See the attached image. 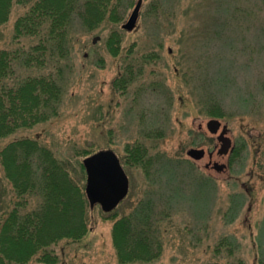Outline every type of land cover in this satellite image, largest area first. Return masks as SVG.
Masks as SVG:
<instances>
[{
    "label": "rangeland",
    "instance_id": "374dc122",
    "mask_svg": "<svg viewBox=\"0 0 264 264\" xmlns=\"http://www.w3.org/2000/svg\"><path fill=\"white\" fill-rule=\"evenodd\" d=\"M136 1H123L125 12L120 11L117 23L103 22L92 31L74 28L69 60L62 63L64 93L56 116L0 137V151L18 139L38 140L68 163L84 189L83 159L112 150L129 181L128 193L114 211L116 218L127 214L146 193L159 207L162 201L173 207L168 209L169 220L161 223L165 229L161 253L149 262L119 263L111 237V212L104 213L98 205L89 207L85 197L88 231L79 240L51 244L48 250L56 256L54 264H264V101L238 105L229 96L234 94L233 87L229 90V73L235 71H229V58L246 60V56H229V24H224L229 13L223 10L229 0L222 4L219 0H142L135 28L126 31L121 26ZM28 6V2L12 6L7 22L0 26V50H26L36 44L35 37L13 38L14 21ZM112 32L118 41L110 48ZM245 35L251 38V32ZM255 43L254 50L261 51L256 67L231 75L251 91L256 90L254 74L264 66V40ZM54 69L31 67L16 73L37 75ZM126 69L134 79L123 91L113 81ZM206 100L215 102L206 107ZM219 103L223 116L216 119L226 125L232 141L231 152L224 156L217 154V134L206 127L212 119L207 108ZM136 140L153 156L177 164L185 159L193 162L172 200L165 198L166 188L165 192L155 188L141 169L126 162L125 146ZM190 148L206 154L193 160L186 155ZM155 161L162 163L159 158ZM211 161L226 167L217 171L207 166ZM198 180L203 186L198 187ZM147 188L151 190L146 192ZM12 202V187L0 164V226ZM37 205L38 198L30 196L27 210ZM221 237L229 238L234 247L229 254L215 253ZM39 255L26 264H48L40 262Z\"/></svg>",
    "mask_w": 264,
    "mask_h": 264
},
{
    "label": "trees",
    "instance_id": "16d2710c",
    "mask_svg": "<svg viewBox=\"0 0 264 264\" xmlns=\"http://www.w3.org/2000/svg\"><path fill=\"white\" fill-rule=\"evenodd\" d=\"M123 1L0 0V26L7 22L14 4L29 3L28 10L14 21L13 38H37L36 44L26 50H0V137L56 116L64 93L62 63L69 60L74 28L92 31L103 22L117 23L120 11L125 12ZM219 1L222 4L226 0ZM226 6L223 10L229 13V20L224 23L225 26L229 24V56H246L244 62L229 58V71L252 69L261 59V51H255L253 47L257 45L255 42L264 40V0H229ZM246 32H251L249 40ZM244 36L243 45L238 47ZM115 40L118 41L117 33L112 32L108 47L111 48ZM51 66L56 73H16L18 69L46 70ZM234 73H229V90L233 87L234 93L229 96L238 105L264 101V66L254 74L257 76L255 91L237 84L236 76L231 78ZM262 74L263 79L259 78ZM133 76V72L126 69L116 77L113 85L124 91ZM206 102L208 107L215 101ZM217 105L207 108L206 114L212 118L222 117L221 105ZM125 153L126 162L141 169L149 177L148 183L155 188L162 192L166 188L165 198L170 200L175 194L174 189L182 186L181 177H185V173L190 175V166H193L189 159L177 164L172 159L153 156L139 140L127 143ZM0 164L13 192L11 209L0 226V264H26L36 254H40V262L54 264L56 256L48 250L51 244L62 239L79 240L88 231L83 187L68 163L57 159L38 140L23 138L8 143L0 151ZM148 194L119 218L114 212L116 208L109 212L110 218L114 219L111 237L119 263L149 262L160 256L161 236L165 231L161 229V223L169 220L168 209L173 207L166 201L159 207L158 201L149 198ZM30 196L38 198V205L27 210ZM229 242V238L221 237L215 253L229 254V249L234 250Z\"/></svg>",
    "mask_w": 264,
    "mask_h": 264
},
{
    "label": "water",
    "instance_id": "95a60500",
    "mask_svg": "<svg viewBox=\"0 0 264 264\" xmlns=\"http://www.w3.org/2000/svg\"><path fill=\"white\" fill-rule=\"evenodd\" d=\"M142 0H137L127 21L122 24V29L131 31L135 28ZM94 42L96 39L93 40ZM207 130L211 134H217L216 139L220 144L218 155H225L231 147V139L226 135V125H221L218 119L212 118L206 122ZM205 154L203 149L190 148L186 155L193 160H200ZM211 156V153H209ZM86 173L85 195L89 207L99 205L105 213L113 211L126 197L129 189L128 177L117 155L110 149L97 151L82 161ZM207 166L221 171L226 165L217 162H209Z\"/></svg>",
    "mask_w": 264,
    "mask_h": 264
}]
</instances>
